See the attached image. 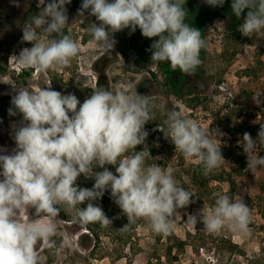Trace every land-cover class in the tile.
<instances>
[{
  "label": "clouds",
  "instance_id": "1",
  "mask_svg": "<svg viewBox=\"0 0 264 264\" xmlns=\"http://www.w3.org/2000/svg\"><path fill=\"white\" fill-rule=\"evenodd\" d=\"M213 7L225 0H205ZM71 0H38L42 9L26 21L22 40L32 47L13 56L23 68L40 72L56 71L70 65L80 50L66 33V5ZM186 0H82L79 15L85 12L99 23H89L88 32L105 54L115 47L114 33L137 28L144 37L155 39L151 60L168 62L173 70L187 75L202 63L205 47L201 31L186 22ZM42 6V7H41ZM236 17L247 10L240 25L243 36L264 33V0H231ZM9 114L22 115L14 131L16 147L9 154L0 148V264H39L37 245L48 249L56 245L59 205L77 209L80 223L112 224L95 202L106 191L128 219L146 218L157 233L167 234L176 209L187 206L194 193L178 186L173 174L156 164L146 165L145 144L149 133L145 125L153 120L151 98L137 92V84H117L112 89L98 87L82 103L74 94H62L50 87L30 90L17 88ZM167 137L185 158H195L205 173L217 169L224 160L221 145L195 120L179 111H170ZM161 130V129H159ZM218 135V133H216ZM217 138V136H216ZM247 167L264 166L258 144L264 143V128L253 139L243 135ZM130 150L134 154L128 155ZM106 165L115 168V173ZM103 169L96 171V169ZM83 175L93 179L91 188L80 187ZM87 202L86 207L81 205ZM58 206V207H57ZM35 209L37 220L23 221L21 210ZM250 209L243 199L219 195L215 206L203 211L208 232L225 225L245 233ZM188 220L197 223L195 216Z\"/></svg>",
  "mask_w": 264,
  "mask_h": 264
},
{
  "label": "rangeland",
  "instance_id": "2",
  "mask_svg": "<svg viewBox=\"0 0 264 264\" xmlns=\"http://www.w3.org/2000/svg\"><path fill=\"white\" fill-rule=\"evenodd\" d=\"M37 4L38 0H0V61L8 55V62L4 63L6 71L0 72V106L8 108L17 88L22 87L30 90L50 87L62 94H74L82 103L99 87L100 70L95 63L105 53L88 32V24L99 21L87 12L81 17L78 10L82 0H71V4L65 6L69 23L65 31L76 41L79 56L69 66L56 71L26 69L13 56L18 57L22 49L32 47L30 42L22 40V27L26 12ZM184 7L186 22L199 30L202 27L201 38L205 41V47L200 50L202 63L194 74L187 75L176 69L167 78L157 62L151 60L152 54L138 60L135 50L129 46V29L113 34L116 44L112 52L117 59L99 68L104 69L102 74L108 79L110 89L118 83L134 82L138 94L151 98L153 120L145 125V129L150 133L162 126L164 134L161 137L148 135L145 144L137 146L136 151L145 150L146 165L157 163L173 174L178 186L186 185V189L191 188L195 193L190 174L199 165L207 178L203 188L195 194V200L190 199L187 206L176 209L167 234L153 231L146 218L128 219L110 191H106L111 199L109 204L116 205L118 211L114 215L115 221L101 228V241L95 248L94 238L77 217L79 206L65 211L67 205L61 204L56 220L57 233L53 237L56 245L53 249L37 245L39 264H148L149 261L153 264H264V166L238 171L240 162L247 160L242 147L244 133L257 139L253 128L257 124L264 128V103L258 108H248L243 103L244 100L251 102L256 92L263 93L264 99V33L243 36L240 25L247 10L241 17H236L231 0H225L222 7L208 5L205 0H186ZM151 71L157 78L151 76ZM173 110L198 122L221 145L224 160L213 172L206 174L201 163L195 158H185L167 137L165 121ZM11 120L8 126L0 117V148L9 154L16 147L14 131L19 127L22 115ZM231 129H237L236 134ZM262 148L264 144H258V155ZM134 152L130 150L128 155ZM106 167L116 174L113 166ZM86 179L81 175L77 182H88ZM232 188L233 193L230 192ZM222 194L243 199L248 205L250 218L245 233L228 225L217 232H208L204 228L203 211L213 208ZM81 207L84 208L83 204ZM19 216L26 222L41 218L35 215L34 208L21 210ZM189 216H195L197 223L190 222ZM129 222L135 224L131 231ZM125 231L132 237H127ZM196 233L204 237L203 241L214 237L220 241L224 239L226 244L222 241L221 246L213 248L204 245L197 252L199 237L191 236ZM181 240L187 242L184 247L179 246ZM232 244L236 245L233 249L229 246ZM170 245L173 251L169 258L167 248Z\"/></svg>",
  "mask_w": 264,
  "mask_h": 264
},
{
  "label": "trees",
  "instance_id": "3",
  "mask_svg": "<svg viewBox=\"0 0 264 264\" xmlns=\"http://www.w3.org/2000/svg\"><path fill=\"white\" fill-rule=\"evenodd\" d=\"M71 4V3H70ZM40 12V9L39 7H37L36 5H32L30 7V9L26 12V15H25V20L24 21H27V20H31V18L38 14ZM204 21H202L201 25L204 24ZM25 24V23H24ZM23 24V26H24ZM23 28V27H22ZM200 31H201V34H202V27H200ZM238 39L241 40V37L239 35H237ZM155 39H158V38H147V37H144L142 34H141V31L139 30V28H137V30L134 32V33H131L130 34V37H129V46L135 50L136 52V55H137V58L138 60H141V59H146L147 55L148 54H152V51H151V46H152V43ZM117 59V55L111 51L110 54H103L95 63V66L96 68H98V70H100V75H99V78L100 80L98 81V86L99 87H103V88H108L110 89V83L108 81V79L105 77L104 74V69H100L99 66H106L108 65L111 61ZM8 62V55H5L4 57V60L3 61H0V72L4 73L6 71V66L4 65V63H7ZM107 62V63H106ZM158 66L160 67V70L162 72L165 73L166 77L169 78L173 69L171 68L170 64L168 62H157ZM22 72H25L26 74H28V71L26 69H22ZM151 76L154 77V78H157V74L154 72V71H151ZM105 79V80H104ZM104 81V82H103ZM178 90V89H177ZM244 103V106L246 107H257L261 104L264 103V99H263V93L261 92H256V93H253V98H252V101H243ZM9 107L6 108V107H3V106H0V117L1 119H3V121L9 126L10 125V122L12 121L11 118H17V116H20L21 114L17 113L15 116L13 115H10L9 114V109L10 108H13V105L10 103L8 105ZM258 112H259V109H257ZM261 128H260V125L257 124L254 128H253V132L255 135H258V133L260 132ZM231 132L233 134H236L237 132V129H231ZM164 134V129L163 127L161 126V130H154L152 132L149 133V136H157V137H161L162 135ZM264 144V143H263ZM151 152H155V149L154 148H150ZM259 155L260 156H264V148H262L259 152ZM247 167V160H243L240 162L239 166H238V171L241 172L243 170H245ZM88 182H85L83 180L81 181H78L77 184L80 186V187H85V188H91L93 186V183H94V180L93 179H86ZM190 180H191V183L194 185V187L196 188V193L190 188L188 189L187 187V190L191 191L192 193H194V196L192 198H190L191 200H195L197 196H195V194H197V192L199 190H201L204 186V183L205 181L207 180V178L204 176V173H203V170H202V167L201 166H196L193 171L191 172L190 174ZM186 188V185H184ZM262 190L264 191V187H262ZM231 193L234 192V188L231 189L230 191ZM110 196L105 193L104 196L96 201L95 203L98 204L102 209L103 211L105 212L106 216L111 220V221H115L114 218H116L114 215L115 213L118 211V207L116 205H112V204H109L110 202ZM86 204L87 202H85L83 204L84 207H86ZM131 228L129 227V230L134 228L135 224L132 223V222H129ZM86 228L89 230V234L92 235V237L94 238V241H95V246H98L99 245V242L101 241V234H100V230L101 228L103 227L100 223L96 222V223H88V224H85ZM131 231V230H130ZM201 231L200 227L197 228V233H199ZM126 236L131 238V234L130 232L128 231H125ZM194 234V235H191L193 237H199V239L197 240V242H199V244L197 245V252H199V249L200 247H204L205 246H210L213 248L214 246H221L220 243H222V241L224 240H218L214 237H211L209 238L207 241H203L205 240L203 236H200V235H197ZM124 237V236H123ZM125 243H127V240H124ZM225 244L226 242L223 241ZM187 244L186 240H181L179 241V246L180 247H184L185 245ZM229 246H232V249L233 247H235L236 245L232 244V245H229ZM172 251H173V246L170 245L168 248H167V254L169 256V258L171 257V254H172ZM242 254H243V251H240ZM241 255V254H240ZM264 256V254H263ZM148 264H153L152 261H149ZM213 264H216V263H213Z\"/></svg>",
  "mask_w": 264,
  "mask_h": 264
},
{
  "label": "flooded vegetation",
  "instance_id": "4",
  "mask_svg": "<svg viewBox=\"0 0 264 264\" xmlns=\"http://www.w3.org/2000/svg\"><path fill=\"white\" fill-rule=\"evenodd\" d=\"M26 1V0H25Z\"/></svg>",
  "mask_w": 264,
  "mask_h": 264
}]
</instances>
